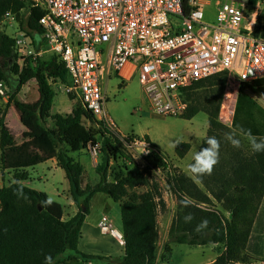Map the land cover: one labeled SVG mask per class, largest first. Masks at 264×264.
<instances>
[{
	"label": "trees",
	"instance_id": "16d2710c",
	"mask_svg": "<svg viewBox=\"0 0 264 264\" xmlns=\"http://www.w3.org/2000/svg\"><path fill=\"white\" fill-rule=\"evenodd\" d=\"M245 1L251 6L264 4V0ZM23 10L27 11L26 31L36 40L41 34L38 20L43 12L31 8L27 1L0 0V22L7 14L18 19ZM254 35L264 39V17L258 18ZM14 44V39L0 33V82L14 91L6 108L13 105L18 109L19 122L24 129L23 142L17 145L2 113L0 171L12 172L13 182L0 188V264H45V256L52 258L51 264H60L66 253L70 254L68 259L94 260L79 253L77 244L90 200L96 194L107 196L119 207L124 246L120 264H155L157 259L164 260L171 255L173 245L212 244L224 249L214 264L246 263L249 257L264 261V153L252 154L248 145L246 149L242 146L237 149L224 140L226 133L243 128L242 124L236 126L234 117L244 87L239 90L231 127L218 118L224 76L200 81L187 90L188 109L182 118L189 120L198 113L207 116L206 136L198 151L207 146L208 137L215 136L221 141L219 159L212 173L198 182L204 190L183 173L171 174L168 185L176 201L175 215L167 240L159 250L158 215L165 203L158 183L151 180L156 178L151 171L164 167L162 161L155 158L143 169L137 165L131 170L123 167L124 174L111 177V164H116L120 158L127 161L128 157L116 139L96 128L92 114L83 104L78 101L66 116L51 114L55 92L50 83L66 81L67 84L64 66L55 57L27 58L19 65ZM34 47L38 50L40 42H34ZM31 80L36 84L38 100L26 103L16 99L21 88ZM68 99L72 101L74 96L68 95ZM84 122L95 128H85ZM259 123L251 131L257 137H264V121ZM98 139L101 147L95 173L99 181L91 186L84 184L85 170L70 154L94 148ZM189 149L188 143H178L174 152L178 158H183ZM52 159L65 173L78 209L67 221L62 219L60 204L49 200L45 193L21 184L27 179V169ZM137 188L145 191L138 193ZM184 195L192 199L189 207L180 204ZM188 214L193 219L186 223L184 216ZM203 219L208 220V226L197 232L196 226Z\"/></svg>",
	"mask_w": 264,
	"mask_h": 264
},
{
	"label": "built area",
	"instance_id": "2783aa9c",
	"mask_svg": "<svg viewBox=\"0 0 264 264\" xmlns=\"http://www.w3.org/2000/svg\"><path fill=\"white\" fill-rule=\"evenodd\" d=\"M20 1L43 16L38 20V50L27 31H18L13 38L19 59L55 57L66 71V92L92 114L96 128L120 143L129 163L143 169L155 158L162 161L164 167L151 172L166 189L169 185L162 174L171 176L168 160L150 140L118 133L106 114L104 78H116L130 66L150 112L168 117L185 115L186 92L200 81L224 76L220 106L224 109V101L241 87L264 79V39L254 35L260 4L214 0L213 20L208 21L204 8L210 0ZM4 88L0 82L2 95ZM231 115L224 120L230 122ZM87 152L96 159L99 146L88 147ZM98 227L123 244L122 235L106 218Z\"/></svg>",
	"mask_w": 264,
	"mask_h": 264
},
{
	"label": "rangeland",
	"instance_id": "374dc122",
	"mask_svg": "<svg viewBox=\"0 0 264 264\" xmlns=\"http://www.w3.org/2000/svg\"><path fill=\"white\" fill-rule=\"evenodd\" d=\"M205 1V0H200ZM206 13V17L208 21L213 20L212 13L215 11V2L214 0H210V6L204 8ZM208 12V13H207ZM261 18L264 17V9H261L260 12ZM27 18V11L23 10L20 13L18 19L13 17H3L0 22V33L11 37L12 39L16 36L18 31H26L25 23ZM17 56V52L15 51ZM18 58V64L22 65L24 61ZM50 57L48 55L40 56L36 59L40 60H48ZM51 87L55 92V97L53 99V105L51 108L52 114H60L62 116L68 115L73 109L74 105L79 101L76 97L72 101L68 99V93L66 92V81L60 82L55 81L51 82ZM106 84V94H105V110L111 122L115 125L118 133L121 136H135V137H144L150 140L161 152V154L168 160L171 174L182 173L181 170L187 173V165L189 159L193 152L198 148L201 140L206 136L207 132V116L204 113H198L192 119H183L182 117H168V116H159L152 112H150L147 102L142 94L140 84L136 76H134L127 83L120 82L114 75H111L110 78L104 81L103 85ZM5 88L3 89V95L0 94V117L4 112V122L7 125L11 135L15 138L16 144H21L23 142L22 133L23 127L19 122V111L18 109L10 105L6 108L7 103L10 97L13 95L14 91L5 84ZM35 92H36V84L33 80L26 83L19 93L16 95V99L22 102H33L35 100ZM239 91L236 95L231 96L227 101H224L225 109H220L221 117L218 116L222 124H225L227 127H231V122H226L224 120V113H227L229 104L231 105V113L233 116V112L235 109V105L237 102ZM264 104V79H261L254 83L251 86L244 87V93L239 98L236 106V114L234 117L236 126L242 124L244 129H253L254 125L260 124V121H264V108L262 105ZM13 107V108H12ZM219 111V112H220ZM85 128H95L89 122H84ZM99 149L101 147V140L98 139ZM178 143H188L192 146L191 151L187 154V156L179 163L176 162L178 158L174 152V145L176 146ZM247 142L242 140V148L246 149ZM84 155L89 157V153L87 150H84ZM77 153H71L70 156L76 158ZM177 158H176V157ZM100 154L96 156V165L99 162ZM85 158H81V162L84 163ZM171 160L175 163L179 168H174L173 164L169 162ZM95 165V164H92ZM136 165L133 163H129L128 160L119 159L116 164H111L109 168L110 176H114V174L123 173L126 171L123 167L131 170L132 167ZM28 170H31L28 169ZM91 179L85 174L84 176V184H90L94 186L99 181V176L93 172V167H91ZM61 173V174H60ZM41 176L45 174L46 178L43 179V183L47 182V185L51 186L53 190L58 189L61 190V184L63 183L64 173L56 172L51 177L47 170L39 173ZM163 178L166 179L167 183L171 181V177L166 175V172L162 174ZM154 179V180H153ZM151 179L158 183L161 194L163 197V201L165 203V208L159 212L158 215V225L159 229L164 223V220L167 216L166 208L168 204L173 205V209L175 211V198L170 190V187L166 189L163 183L156 178ZM47 180V181H46ZM111 180L110 178L108 179ZM13 182V174L12 172H4L0 171V188L5 187ZM204 190V189H202ZM136 191L138 193H142L145 191L144 188H137ZM108 203L107 206L114 207V203L105 198ZM91 206L95 210V212H105L104 210L108 209L106 205L99 202H91ZM216 208L220 210V207L216 205ZM116 210L118 212V208L116 205ZM107 212V211H106ZM175 213L173 212L174 217ZM172 221V220H171ZM171 223V222H170ZM170 226V224H169ZM168 226V229H169ZM116 228V226H112ZM168 230L166 233L167 240ZM160 240L158 241V248H161ZM174 246V245H173ZM177 246V245H175ZM179 249V248H178ZM216 249H220L217 246ZM162 261V260H161Z\"/></svg>",
	"mask_w": 264,
	"mask_h": 264
},
{
	"label": "crops",
	"instance_id": "0c3cea01",
	"mask_svg": "<svg viewBox=\"0 0 264 264\" xmlns=\"http://www.w3.org/2000/svg\"><path fill=\"white\" fill-rule=\"evenodd\" d=\"M260 7L261 9L262 8L264 9V4H260ZM134 76L135 75L131 76V67L126 66L124 69H122V71L120 72V75L116 78L120 82L127 83ZM108 78L110 77L106 76L102 82V91L104 95L106 94V88H105L106 84L103 85V83L104 81L106 82ZM37 100H38V93H37V87H36L35 100L30 103H35ZM262 107L264 108V104L262 105ZM224 114L227 115V113H224ZM13 139L15 142L14 137ZM200 143H199V146H200ZM17 145H20V144H17ZM198 148L193 152V154L198 151ZM191 149H192V146L190 145V149L187 152V154L191 151ZM83 152L84 151L77 153L75 156L76 158H73V157L72 158L83 166L86 175L91 179L92 177H91L90 169L91 167H93V172H95L96 159L92 158L90 155L89 157L85 156ZM187 154L183 158H177L175 156L177 158L176 162L179 163V161H182L187 156ZM193 154L191 155L188 164L192 161ZM81 158H85L84 163L81 162L80 160ZM169 162L173 164L174 168H179V166H177L171 160H169ZM92 164H95V165H92ZM44 170H47V173H49L51 177L56 172H63L57 166V163L54 159L48 160L38 166L31 168V170L27 169L25 171L27 174V179L21 182V184L29 189L45 193L46 196L49 198V200L60 204V206L62 207V212H63L62 219L64 221H67L77 214L78 209L71 197L70 186H69V182L67 181L65 177V173L63 172L64 173L63 183L61 184V187H60L61 190L59 191L58 189L53 190L51 186L47 185V182L43 183V179L46 178V176L45 174L41 176L39 173L43 172ZM181 172L191 177V175L188 172L185 173L182 170ZM196 184L198 185L200 189H203V186L200 185L198 182H196ZM105 198H108V197L103 194H96L90 200L89 212L86 215L85 220L81 226L80 238L77 244V250L79 253L85 256L94 257L95 259L91 261H82L80 259H68L70 254L66 253L62 256L61 258L62 261L60 264H120L122 262L123 257H124L123 244L121 245L119 242H117L116 239L112 235L103 234L98 227V224L101 221V219L106 218L107 222L111 225V227L116 226V228L112 227L113 230L119 234H122L119 207L117 204L114 203L115 204L114 207L109 208V206H107L108 203L107 201H105L106 200ZM93 201L106 205L108 209L104 210L105 212H99V213L95 212V210L91 206V202ZM116 205L118 208V212L116 210ZM166 210H167L166 211L167 216L164 220V223L160 227L161 229H159L158 241L160 240L161 245L166 239V233L168 230V226L172 220V216L174 212L173 205L168 204V207L166 208ZM216 248L217 246L213 244L207 245V246H187V245L175 246L174 245L172 246L171 255L162 261L161 260L159 261L157 259L155 264H214L216 259L224 252V249H216ZM230 264H264V261L256 260L252 257H249L246 263H230Z\"/></svg>",
	"mask_w": 264,
	"mask_h": 264
},
{
	"label": "clouds",
	"instance_id": "9594fccd",
	"mask_svg": "<svg viewBox=\"0 0 264 264\" xmlns=\"http://www.w3.org/2000/svg\"><path fill=\"white\" fill-rule=\"evenodd\" d=\"M224 140L237 149L241 148L242 140H244L247 142L248 148L252 154L264 153V137H257L250 129L238 128L233 130L225 134ZM205 143L207 146L195 152L192 157V162L187 165L188 173L196 182H200L201 178L205 175H210L219 159L221 141L215 136H210L206 139ZM192 203V199L186 195L180 200L182 207H189ZM192 219L193 217L191 214L184 216V221L186 223L191 222ZM208 223L207 219L201 220L195 230L199 232L207 228ZM51 262L52 258L50 256H45V264H51Z\"/></svg>",
	"mask_w": 264,
	"mask_h": 264
},
{
	"label": "bare ground",
	"instance_id": "6f19581e",
	"mask_svg": "<svg viewBox=\"0 0 264 264\" xmlns=\"http://www.w3.org/2000/svg\"><path fill=\"white\" fill-rule=\"evenodd\" d=\"M227 108H228V110H227V111H228L227 114H230V113H231V111H230V110H231V105L229 104V106H227ZM224 109H225V108H224Z\"/></svg>",
	"mask_w": 264,
	"mask_h": 264
},
{
	"label": "water",
	"instance_id": "95a60500",
	"mask_svg": "<svg viewBox=\"0 0 264 264\" xmlns=\"http://www.w3.org/2000/svg\"><path fill=\"white\" fill-rule=\"evenodd\" d=\"M35 42H36V43H37V42L39 43V42H40V40H39V39H36V40H35ZM229 218H230V216H229Z\"/></svg>",
	"mask_w": 264,
	"mask_h": 264
}]
</instances>
